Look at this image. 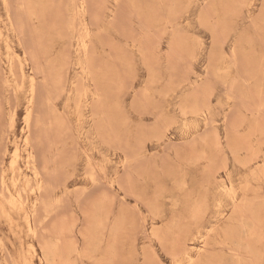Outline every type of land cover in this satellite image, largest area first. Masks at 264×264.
<instances>
[{
  "label": "rangeland",
  "instance_id": "374dc122",
  "mask_svg": "<svg viewBox=\"0 0 264 264\" xmlns=\"http://www.w3.org/2000/svg\"><path fill=\"white\" fill-rule=\"evenodd\" d=\"M0 181V264H264V0H0Z\"/></svg>",
  "mask_w": 264,
  "mask_h": 264
},
{
  "label": "bare ground",
  "instance_id": "6f19581e",
  "mask_svg": "<svg viewBox=\"0 0 264 264\" xmlns=\"http://www.w3.org/2000/svg\"><path fill=\"white\" fill-rule=\"evenodd\" d=\"M82 4H83V3H82ZM84 4H85V3H84ZM7 5H8V4H7ZM74 6H75V5H74ZM81 6H82V5H81ZM78 9H79V8H78ZM75 10H76V9H75ZM82 11H83V10H82ZM75 15H76V14H75ZM11 18H12V17H11ZM12 21H13V20H12ZM74 22H75V21H74ZM78 27H79V26H78ZM14 28H15V27H14ZM71 28H72V27H71ZM81 39H82V38H81ZM80 41H81V40H80ZM83 42H84V41H83ZM81 45H82V43H81ZM83 45H85V43H83ZM85 46H86V45H85ZM87 48H88V47H86V49H87ZM83 49H84V47H83ZM9 51H10V50H9ZM86 51H87V50H86ZM234 52H235V51H234ZM232 54H233V53H232ZM234 54H235V53H234ZM86 55H87V52H86ZM88 55H89V54H88ZM12 56H13V55H12ZM142 57H143V56H142ZM86 58H87V56H86ZM11 60H12V59H11ZM11 63H12V61H11ZM87 63H88V62H87ZM10 65H11V64H10ZM87 67H88V66H87ZM18 68H19V67H18ZM12 69H13V68H12ZM88 69H89V68H88ZM89 72H90V71H89ZM19 73H20V72H19ZM14 76H16V75H14ZM58 76H59V75H58ZM56 81H57V80H56ZM59 81H60V79H59ZM59 81H57L58 84H59ZM6 82H7V81H6ZM17 82H18V81H17ZM57 82H56V83H57ZM18 83H19V82H18ZM60 83H61V82H60ZM35 85H36V84H35ZM6 86H7V85H6ZM57 86H58V85H57ZM59 86H60V85H59ZM74 86H75V85H74ZM74 86H73V87H74ZM76 86H77V84H76ZM35 88H36V87H35ZM62 88H66V87H61V89H62ZM76 89H78V87H77ZM79 89H80V88H79ZM79 89H78V90H79ZM78 90H77V91H78ZM96 92H97V91H96ZM35 93H36V92H35ZM15 98H16V97H15ZM31 99H32V98H31ZM34 99H35V98H34ZM9 102H10V101H9ZM15 103H16V102H15ZM30 103H31V102H30ZM9 107H10V106H9ZM194 110H195V109H194ZM205 110H206V109H205ZM28 115H29V114H28ZM29 124H30V123H28L27 125H29ZM205 126H206V125H205ZM27 127H29V126H27ZM26 141H27V140H26ZM26 144H27V143H26ZM29 144H30V143H29ZM159 144H160V143H159ZM239 151H240V150H239ZM18 154H19V153H18ZM15 155H16V154H15ZM18 159H19V157H18ZM32 160H33V159H32ZM34 162H35V161H34ZM31 163H32V162H31ZM35 163H36V162H35ZM14 164H15V163H14ZM14 164H13V165H14ZM243 164H244V163H243ZM31 165H32V164H31ZM15 166H16V165H15ZM242 166H243V165H242ZM245 166H246V165H245ZM13 167H14V166H13ZM12 169H13V168H12ZM40 169H41V168H40ZM13 170H14V169H13ZM38 170H39V169H38ZM39 171H40V170H39ZM14 172H15V170H14ZM17 174H18V171H17ZM15 176H16V178H17V175H15ZM15 176H14V177H15ZM16 178H15V180H17ZM1 179H2V177H1ZM13 179H14V178H13ZM19 179H20V178H19ZM37 179H38V178H37ZM183 180H184V179H183ZM2 182H3V181H2ZM12 182H13V181H12ZM16 182H17V181H16ZM0 183H1V181H0ZM26 183H28V182H26ZM15 184H17V183H15ZM35 185H36V184H35ZM0 186H1V185H0ZM14 186H16V185H14ZM31 186H32V184H31ZM40 186H41V185H40ZM4 187H5V186H4ZM33 187H34V186H33ZM39 188H40V187H39ZM56 188H58V187H56ZM4 189H5V188H4ZM30 189H31V188H30ZM34 189H35V188H34ZM18 190H19V188H18ZM231 190H232V188H231ZM20 191H21V189H20ZM31 191H32V190H31ZM39 191H40V190H39ZM41 191H42V190H41ZM56 191H57V189H56ZM5 192H6V191H5ZM8 192H9V191H8ZM18 192H19V191H18ZM21 193H22V192H21ZM23 193H24V192H23ZM38 193H39V192H38ZM40 193H41V192H40ZM232 193H233V192H232ZM30 195H32V194H30ZM33 195H34V194H33ZM2 196H5V195H2ZM2 196H1V197H2ZM7 196H8V195H7ZM22 196H23V195H22ZM19 197H21V196L19 195ZM41 197H42V196H41ZM9 198L11 199V197H9ZM241 198H242V197H241ZM7 199H8V198H7ZM13 200H14V199H13ZM21 200H22V198H21ZM21 200H20V201H21ZM231 200H232V199H231ZM240 200H241V199H240ZM242 200H243V199H242ZM9 201H10V200H9ZM9 201H8V203H10ZM42 201H43V200H42ZM36 203H37V202H36ZM9 205H10V204H9ZM24 205H25V204H24ZM41 205H42V204H41ZM34 207H35V206H34ZM37 208H39V207H37ZM37 210H38V209H37ZM38 212H39V211H38ZM38 214H40V213H38ZM35 215H36V214H35ZM222 217H223V215H222ZM222 217H221V218H222ZM33 220H35V216H34V219H33ZM226 220H227V219H226ZM40 222H41V221H40ZM245 223H246V221H245ZM31 224H33V223H31ZM250 224H251V223H250ZM34 226H35V225H34ZM29 230H31V228H30ZM245 231H246V230H245ZM29 232H30V231H29ZM241 234H242V233H241ZM36 238H37V237H36ZM201 241H202V240H201ZM57 250H58V248H57ZM60 250H61V249H60ZM197 251H198V250H197ZM60 254H61V252H60ZM60 254H58V256H59ZM60 257H62V255H60ZM60 257H59V258H60ZM190 258H191V256H190ZM190 258H189V260H191ZM51 259H52V258H51ZM64 260H65V259H64ZM192 261H193V260H192ZM192 261H191V262H192ZM229 261H230V260H229ZM20 262H21V261H20ZM64 263H65V262H63V264H64Z\"/></svg>",
  "mask_w": 264,
  "mask_h": 264
}]
</instances>
